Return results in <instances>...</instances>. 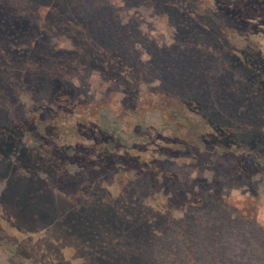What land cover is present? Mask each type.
Here are the masks:
<instances>
[{"label":"trees","instance_id":"16d2710c","mask_svg":"<svg viewBox=\"0 0 264 264\" xmlns=\"http://www.w3.org/2000/svg\"><path fill=\"white\" fill-rule=\"evenodd\" d=\"M63 1L0 0L10 182L88 211L114 264H264L254 207L229 201L264 193V0H122L165 16L170 43L111 0ZM111 94L135 119L130 140L106 112Z\"/></svg>","mask_w":264,"mask_h":264},{"label":"rangeland","instance_id":"374dc122","mask_svg":"<svg viewBox=\"0 0 264 264\" xmlns=\"http://www.w3.org/2000/svg\"><path fill=\"white\" fill-rule=\"evenodd\" d=\"M34 5L52 6L63 0H31ZM119 7L124 21L130 15L140 20V28L163 42L170 43L174 29L165 16L150 14L142 7H132L122 0H111ZM58 45L69 48L67 41ZM93 92L104 90L97 74L88 78ZM108 97V93H104ZM106 112L116 118L121 135L130 140L135 119L123 117L117 109L118 94H111ZM157 111H147L146 125H156ZM187 171L194 174L189 169ZM12 168L0 161V264H114L93 230V219L88 211L76 210L56 191L44 185L37 187L25 179L10 182ZM236 209L254 207L258 223L264 227V193L250 197L243 190H234L229 197ZM176 215H181L176 211ZM231 246L230 241H228ZM90 248L92 251H90ZM142 261L145 248L139 251Z\"/></svg>","mask_w":264,"mask_h":264}]
</instances>
